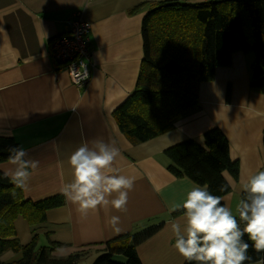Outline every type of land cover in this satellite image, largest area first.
<instances>
[{"label": "crops", "instance_id": "0c3cea01", "mask_svg": "<svg viewBox=\"0 0 264 264\" xmlns=\"http://www.w3.org/2000/svg\"><path fill=\"white\" fill-rule=\"evenodd\" d=\"M144 1L158 0H0V135H13L27 151L26 159L39 161L22 189L24 197L39 200L62 193L73 179L71 154L97 139L114 142L121 152L116 167L137 177L127 212L109 207L84 216L65 197L63 206L46 211L41 224L15 219L20 243L36 234L39 245L56 243L52 256L82 251L85 259L104 249L105 241L159 220L174 218L183 229V211L169 209L186 198L194 182L167 170L164 149L186 138L203 143V133L211 127L223 131L229 155L239 163L237 179L223 171L230 186L222 196L225 206L236 211L243 184L264 171V94L249 87L250 52H233L231 65L217 67L212 80L201 82L199 108L178 116L170 130L135 145L119 130L112 111L134 89L143 56V12L129 10ZM76 12L90 24L91 74L81 88L49 54L51 40L68 32L66 21ZM14 167L9 160L0 162L5 174ZM111 216L121 217L120 233L110 225ZM17 254L5 251L0 260ZM183 260L181 256L179 264Z\"/></svg>", "mask_w": 264, "mask_h": 264}, {"label": "trees", "instance_id": "16d2710c", "mask_svg": "<svg viewBox=\"0 0 264 264\" xmlns=\"http://www.w3.org/2000/svg\"><path fill=\"white\" fill-rule=\"evenodd\" d=\"M129 11L143 12V56L134 89L113 109L112 116L131 144L163 134L178 116L199 108V84L212 80L217 67L231 65L235 51L253 52L249 87L264 94V0L144 1ZM16 146L20 144L13 135H0V162L9 160L8 150ZM164 153L169 172L207 184L213 195L222 197L230 191L223 171L238 178L239 163L231 159L228 139L219 127L207 129L203 143L186 138L166 147ZM244 196L243 190L241 199ZM64 204L62 193L39 200L25 198L23 190L0 170V254L19 253L18 258L0 260V264H79L82 251L54 257L50 251L55 242L38 245L35 234L22 244L16 235L18 216L29 225L41 224L48 209ZM148 226L146 233L151 236L155 229ZM139 230L105 241L91 264H143L136 248L145 240ZM244 239L248 241L247 235ZM248 243L250 260L245 264H264V250L257 252L253 242ZM182 264L189 262L184 259Z\"/></svg>", "mask_w": 264, "mask_h": 264}, {"label": "clouds", "instance_id": "9594fccd", "mask_svg": "<svg viewBox=\"0 0 264 264\" xmlns=\"http://www.w3.org/2000/svg\"><path fill=\"white\" fill-rule=\"evenodd\" d=\"M9 162L14 170L6 173L17 188L27 189L39 161L26 159L22 146L9 148ZM120 149L114 142L97 139L89 147L81 144L70 156L73 179L62 186V194L87 216L100 209L114 208L127 212L129 193L137 177L121 174L116 167ZM223 191V189H221ZM245 196L237 202L236 215L224 205L222 197L213 195L207 184L193 183L186 198L172 204L170 212L182 210L186 225L172 223L174 247L189 264H245L250 260V244L257 252L264 250V171L251 175L243 184ZM110 225L116 233L122 231L121 217L111 216ZM245 235L248 241L244 239Z\"/></svg>", "mask_w": 264, "mask_h": 264}, {"label": "built area", "instance_id": "2783aa9c", "mask_svg": "<svg viewBox=\"0 0 264 264\" xmlns=\"http://www.w3.org/2000/svg\"><path fill=\"white\" fill-rule=\"evenodd\" d=\"M69 30L66 34L55 36L50 42L49 54L52 60L62 66L71 82L81 88L90 79L88 57V34L90 24L80 12L67 20Z\"/></svg>", "mask_w": 264, "mask_h": 264}, {"label": "rangeland", "instance_id": "374dc122", "mask_svg": "<svg viewBox=\"0 0 264 264\" xmlns=\"http://www.w3.org/2000/svg\"><path fill=\"white\" fill-rule=\"evenodd\" d=\"M194 1L198 2L201 0H194ZM237 196L239 201L241 199L240 193H238ZM232 212L234 215H237L235 210ZM164 221L165 222L163 223L162 221L159 220L157 221L158 224H151V226H153L155 229V231L152 233L151 236L149 235V232L146 233V231L150 226H144V227H140V230L138 229L139 230L138 233L142 234V236L140 237L142 239L145 238V240H143L142 243L136 246L137 253L143 264H159L158 262L161 259L168 261L169 264H179V262L181 261V256L174 247L175 236L171 229L172 223L176 221L174 220V218H169V220L167 221L164 220ZM240 227L243 228V225L240 224ZM96 254L94 256L90 255L85 259H81L79 264H91ZM18 257H19V253L14 258H18ZM119 259L124 261L123 257ZM249 264H261V262L256 261Z\"/></svg>", "mask_w": 264, "mask_h": 264}]
</instances>
